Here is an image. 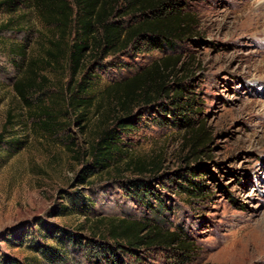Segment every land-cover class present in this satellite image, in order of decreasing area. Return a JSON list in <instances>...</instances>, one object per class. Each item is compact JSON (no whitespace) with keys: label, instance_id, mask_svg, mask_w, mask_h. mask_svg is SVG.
Masks as SVG:
<instances>
[{"label":"rangeland","instance_id":"1","mask_svg":"<svg viewBox=\"0 0 264 264\" xmlns=\"http://www.w3.org/2000/svg\"><path fill=\"white\" fill-rule=\"evenodd\" d=\"M178 2L194 18L189 39L162 48L138 39L103 59L101 48H89L77 76L69 71V30L50 25L34 0L14 11L0 6V134L12 122L10 143L0 148V264H53L34 246L58 248L53 237L62 228L81 242L66 247V264H90L85 242L115 243L98 218L155 225L193 244L184 258L172 248H117L127 264H264V0ZM118 15L115 22L125 24L137 16ZM156 63L164 73L129 98L107 90ZM86 76L94 107L78 122L67 109V87ZM21 80L29 82L30 107L15 89ZM180 82L183 95L167 97V86ZM46 114L56 117L47 126ZM117 118L135 120L122 136L129 157L87 177L89 147ZM198 166L207 170L195 182L200 199L191 195L198 187L182 179ZM136 180L150 194H133ZM76 195L90 218L64 209L75 208Z\"/></svg>","mask_w":264,"mask_h":264},{"label":"trees","instance_id":"2","mask_svg":"<svg viewBox=\"0 0 264 264\" xmlns=\"http://www.w3.org/2000/svg\"><path fill=\"white\" fill-rule=\"evenodd\" d=\"M27 1L4 0L0 3V6H6L8 10L14 11L19 5ZM34 1L36 2L35 7L37 10L50 25L61 30L63 34L68 30L70 31L72 38L69 42L68 65L72 76H77L80 73L89 51L87 49L89 48L97 50L101 48L103 59L107 54L125 50L138 39L145 40L149 45H153L154 48H162L164 45L170 47L174 46L176 42L189 39L194 24L193 16L182 12L178 7V0ZM118 14L122 16H137H135V22L125 24L123 22H115ZM61 42L62 38H59L52 46L59 49ZM49 57L55 59L54 51L51 50L49 52ZM171 60L172 58L166 59L167 62ZM160 71L164 73L162 65L156 63L144 73H139L132 78L111 85L107 90L125 92L124 96L129 98L128 96L133 95L148 77ZM91 79L93 80V78L86 76L81 82H76L74 87H71L70 83L67 87L69 93L67 109L71 113L74 112L76 114L75 117L78 118V122L84 121L87 112L94 107V98L88 95L93 84ZM182 84L183 82H180L173 84V86H167V97L172 92L179 96L183 95L185 89L181 87ZM28 85L29 82L26 83V81L21 80L16 84L15 89L21 100L30 107ZM165 88V86H161L159 90L164 91L166 90ZM157 94L158 97L161 96V92L158 91ZM124 96L119 98V106L123 110L127 109ZM144 102L147 105H151L153 103L157 104L158 100L146 98ZM46 118L47 123H45V126H47L48 122H53L52 120H55L56 117L53 114H46ZM134 122L135 120L131 118H117L114 120L112 126L106 127L100 133L95 144L89 147L90 162L87 167L89 169L86 175L87 177H94L97 174H101L107 171L113 164L129 157L130 151L125 149L122 136L126 135L131 129H134L136 125ZM184 123L192 127L191 122ZM10 124L12 122L9 118L3 133L0 134V148L3 143H10L4 140L5 133ZM203 127L202 125L195 133L200 135L201 133L198 131H201ZM15 141L17 140H12V142ZM198 145L199 139L193 142L192 147L195 148ZM200 168L199 166L189 168L187 175L183 174L182 179L192 186H197L195 182L198 181L203 171H207L205 168ZM140 169L144 170L143 167ZM132 186L134 189L133 194L139 195L141 192L150 194V185L144 180H136L132 183ZM181 189L185 190L187 188H184L182 185ZM198 191H200V187L192 190L191 195L200 199V193ZM80 197L77 196L70 200L75 205V208L66 206L64 209H71L74 213L85 216L88 219L91 214L89 206ZM95 223L96 226L99 224L103 225L107 229L105 230V234L109 238L111 237L115 243L113 245H107L103 241L95 239L90 240L88 244L85 242V246L88 249L87 260L90 264H127L118 253V249L122 250L123 248L125 250L142 247L172 248L179 253L180 258H184L187 257L190 251L189 247L193 245L188 239L179 235L178 232H165L162 228L155 225L150 226L143 222L115 218H98ZM53 241L59 246L58 248L46 249L40 246H34L37 253H40L42 257H45V259L53 264H66L69 259V252L66 250V247L69 245L79 247V244H81L77 235L64 228L60 229L58 234H54ZM119 241L124 244H120ZM6 264H9V262H6Z\"/></svg>","mask_w":264,"mask_h":264},{"label":"bare ground","instance_id":"3","mask_svg":"<svg viewBox=\"0 0 264 264\" xmlns=\"http://www.w3.org/2000/svg\"><path fill=\"white\" fill-rule=\"evenodd\" d=\"M264 253V252H263ZM224 260L226 259V258H224V257H222Z\"/></svg>","mask_w":264,"mask_h":264}]
</instances>
